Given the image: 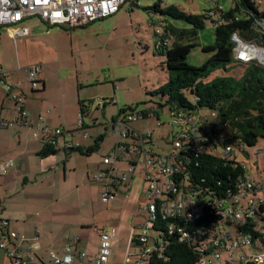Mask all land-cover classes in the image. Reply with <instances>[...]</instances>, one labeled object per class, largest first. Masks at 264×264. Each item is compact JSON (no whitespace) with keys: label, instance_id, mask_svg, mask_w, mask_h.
Here are the masks:
<instances>
[{"label":"rangeland","instance_id":"374dc122","mask_svg":"<svg viewBox=\"0 0 264 264\" xmlns=\"http://www.w3.org/2000/svg\"><path fill=\"white\" fill-rule=\"evenodd\" d=\"M138 1V5H132L126 0L113 15L85 26L46 27L38 17L24 21L32 29H47L50 34L45 36L37 34L38 30H32L29 37L14 40L6 31H1V67L40 65L39 76L45 81L46 96L43 111H51L48 117L50 124L65 132L71 131V135L67 136L72 139L70 141L78 142L84 148L92 145L97 137L102 136V139L98 148L89 155L76 151L55 154V165L43 171L41 158L32 152L34 145L39 143L31 138L26 128L15 125L8 127V130H0V137L8 141V147L3 149L7 153L4 157L14 160L13 171L0 175V213L13 211L26 216L29 224L38 225L41 235L43 231L50 232L60 241L65 240L64 237L78 236L82 249L88 255H94L98 250L99 238L94 227L115 231L111 250L120 255L126 249L125 240L132 223H141L145 219V214L138 211L146 204L142 190H138L145 185L140 166H136L127 177L132 183L131 187L118 191L116 199H111L108 204L100 200V182L93 181L99 170L111 166L103 163V158L112 155L117 144L127 143L131 151L119 150L120 158L118 161L111 158L112 162L116 163L120 172L129 173V161L133 159L131 162L136 163V156L131 152H135L139 144L129 137H119L115 130V121L122 120L118 109L132 106L141 113L155 109L154 103H160L161 99L144 91L154 90L167 80V71L160 63L164 60L163 56L156 54L154 49L157 40L154 29L160 27L159 21L163 17L146 9L156 0ZM254 1L259 10L264 8V0ZM232 3L233 0H162L161 4H175L185 12L200 14L215 6L226 11ZM214 29L215 24L207 20L204 28L197 32L194 39L197 45L190 49L186 58L190 65L200 66L211 55L212 52L203 51L202 46L214 42ZM260 31L264 32V28ZM43 41L53 46L46 48ZM247 41L264 47L255 41ZM259 59L251 58L257 62ZM230 72L239 76L241 69L231 68ZM19 74L23 77L24 85L29 88L26 74L23 71H19ZM222 74L225 72L216 70L208 79ZM103 99L106 102L104 107L98 101ZM79 101H82V107ZM81 108L85 129L78 131L77 118ZM156 110L160 114L162 126L156 124L152 115L140 118L132 125L140 131L152 132V150L166 154L173 150L168 108L165 106ZM201 111L208 112L205 109ZM83 131H86L87 137L83 136ZM222 149V145L218 144V150ZM234 154L238 160L245 162L246 173L255 181L264 178L263 139L253 146L244 147V152L234 146ZM142 156L140 153L139 157ZM87 174L93 180H88ZM132 174L135 175L134 181L130 179ZM260 249L255 244L236 247L229 264H239L242 255L255 254ZM220 256V259L213 255L203 258L205 264H225L229 260L226 252H221ZM0 264H10L1 249Z\"/></svg>","mask_w":264,"mask_h":264},{"label":"built area","instance_id":"2783aa9c","mask_svg":"<svg viewBox=\"0 0 264 264\" xmlns=\"http://www.w3.org/2000/svg\"><path fill=\"white\" fill-rule=\"evenodd\" d=\"M125 1L0 0V32L6 31L13 38L29 36L30 29L23 22L24 19L32 16H37L45 24L55 27L83 26L114 14ZM254 25L256 29L257 27L261 30L264 28V23L257 22ZM231 40L234 43V59L246 62L257 57L260 58L258 60L260 64L264 66V47H258L252 42L243 40L235 33L232 34ZM39 68V64L24 67L33 88L37 87L36 74ZM6 75L5 70L0 68V84L5 92L11 93L12 85L7 82ZM11 97L16 102L18 115L13 120H5L0 117V127L11 126L22 121L31 129L34 137H40L48 142H57L60 136L69 135L68 131L65 132L61 128H52L44 124L42 116H39L37 121H28L27 112L22 107L24 98L17 94H12ZM217 115L216 111L196 116L181 112H169V124L172 127H181L182 130L177 138L183 142L190 141V143L182 145L180 141H175L173 150L166 154L152 153L151 149H146L142 140L144 135L132 128V121L142 118V113L126 118L122 117V120L115 121V130L119 137H133L139 144L135 151L137 154L136 163L130 161L127 171L133 172L136 166H140L146 185L144 192L146 204L138 209L140 213L145 214V219L135 225L130 236L131 251L127 254V260L132 257L135 264H160L158 262L162 258L163 240L156 231L152 230L153 220L156 218L157 201H160L159 212L162 218L183 219L181 223L175 222L169 225V233L175 234L180 241L194 243L199 240L201 246L198 249L208 252L207 255H213L217 259H220L221 252L228 253L229 260H226L225 264H229V261L233 260L232 251L234 248L255 244L256 247L261 248L260 251L255 254L242 255L239 264H264V246H261L257 240H252L249 234L241 233L237 228V223L242 220L245 213L250 214L259 211L260 208L264 209V178L261 181H255L250 174L246 173V164L236 158L234 146L243 152L244 149L236 145L228 135V122L220 121ZM82 121V117L79 115L77 118L79 129H81ZM192 130H196V132L193 133ZM190 132L193 137L189 136ZM143 133L149 136L151 132ZM83 136L87 137L86 131H83ZM218 144L222 145V150H218ZM67 145L72 146V143L68 142ZM119 150L124 151L123 144H117L116 151L103 158V163L111 164V166L99 170L94 176L95 180H105L112 185L125 182L126 171H115L111 159L118 161ZM206 151H212L224 159L234 161V166L242 167L241 178L243 179L239 180L238 193L229 192L225 197H219L215 196L213 191L206 193L193 182L187 168L190 162L189 155L195 158ZM140 153L143 154L142 158L139 157ZM12 163L11 159L1 163V172L5 173L7 167H11ZM113 196L111 191L105 190L101 192L100 199L102 203L107 204ZM212 214L218 216L219 220L203 221L205 216ZM199 217L202 218V224L190 226V222L197 221ZM8 225L7 220H0V227L7 232L9 240V246L6 245V242H0V247L7 248V255L12 264H84V262L105 264L115 235L113 230L101 229L98 250L94 255L80 251L75 257L71 244L66 243L61 254L50 249L47 252L48 260L43 261L22 248V240L15 231L8 228ZM73 240L76 241L77 237ZM199 264H205V259L202 258Z\"/></svg>","mask_w":264,"mask_h":264},{"label":"trees","instance_id":"16d2710c","mask_svg":"<svg viewBox=\"0 0 264 264\" xmlns=\"http://www.w3.org/2000/svg\"><path fill=\"white\" fill-rule=\"evenodd\" d=\"M129 1L132 5L139 3L138 0ZM161 3L162 0H156L146 9L150 13L163 17L159 21L160 27L154 29V36L157 39L154 49L156 54L163 56L164 60L160 63L167 71V80L154 90L144 91L151 96H158L161 102L154 103L155 109L144 111L142 118L152 115L155 121L159 122L156 124L162 126L159 121L160 114L156 108L166 106L168 113L174 111L187 115L206 114L201 111L205 109L208 112L216 111L220 121L228 122V135L242 149L253 146L259 139L264 140V66L255 60L244 62L234 59V43L231 40L232 34L235 33L243 40H252L264 45V32L256 29L254 25L257 22L264 23V8L259 10L254 0H233L232 6L226 11L222 10L220 6H215L214 9L205 13L193 14L181 10L175 4L162 6ZM168 20L179 21V23H171ZM207 20L215 24V39L212 44L203 45L202 50L212 53L200 66L190 65L186 59L187 55L190 49L197 45L194 39L197 32L204 28ZM237 67L241 69L239 76L230 72L231 68ZM216 70H222L225 74L208 79L210 74ZM36 82L37 87H31L32 91H43L45 89L44 82L42 80H36ZM111 101H113L112 98ZM101 102L104 107L105 100L103 99ZM79 104L80 107L83 106L82 101H79ZM140 113L132 106L118 109V115L125 118ZM80 115L83 120L82 108ZM82 122L81 129L77 127L78 131L85 129L84 121ZM132 122L134 123V121ZM132 124L134 130L142 132L144 135L142 140L145 148L152 150V132L146 136V133L135 128ZM168 127L171 132L170 143L173 146L175 141H180L182 145L190 143V141L183 142L177 138L181 134V127H172L169 120ZM192 132L195 133L196 130H192ZM192 132L189 133L190 137H193ZM68 133L71 134V131ZM129 138L135 140L133 137ZM101 139L102 136L97 137L92 145L84 148L69 140H64L60 144L58 140L57 142H48L40 138L42 147L37 155L43 158L59 151L62 153L76 151L89 155L98 148ZM68 142L72 143V146H68ZM123 146L125 152L131 151L129 144L124 143ZM151 152L155 153L153 150ZM131 153L137 157L134 151ZM189 156L190 162L187 168L193 182L206 193L213 191L215 196L225 197L229 192L232 194L239 192L238 183L243 179L241 178L243 169L240 165L234 166V161L224 159L212 151L203 152L195 158ZM157 203L156 218L153 220L152 230L156 231L163 240L162 258L158 263L199 264L208 252L198 249L201 246L199 240L194 243L180 241L175 234H170L169 225L175 222L181 223L183 219L162 218L159 212L160 201ZM200 218L190 222V226L201 225L202 218ZM205 220L207 222L219 219L218 216L212 214L205 216L203 221ZM7 221L9 222L8 219ZM237 228L241 233L249 234L252 240H257L261 246H264V209L260 208L259 211L250 214L245 213L242 220L237 223ZM0 229L2 231L0 242H6V245L9 246L7 232L1 227ZM0 248L7 255V248Z\"/></svg>","mask_w":264,"mask_h":264},{"label":"crops","instance_id":"0c3cea01","mask_svg":"<svg viewBox=\"0 0 264 264\" xmlns=\"http://www.w3.org/2000/svg\"><path fill=\"white\" fill-rule=\"evenodd\" d=\"M32 17H37V16H32ZM29 18H31V17H29ZM26 19H28V18H26ZM26 19H24V21ZM38 20L43 25H45L46 27H52L50 25L45 24L43 21H41L40 18ZM23 23H24V25H26L25 22H23ZM26 26H28V25H26ZM29 29H30L29 36L31 35L32 30H35V31L38 30L37 34H39V35L45 36V35L50 34L49 31L47 29H44V28H33L32 29L29 27ZM48 29H50V28H48ZM58 29H61V28H56V30H58ZM1 35H2V33L0 32V37H1ZM29 36H26V37H29ZM17 38H22V37H17ZM17 38H13V39L15 40ZM48 41H50V40H48ZM42 44H44V46L46 48H50L53 46L51 43H49L47 41H43ZM6 67L7 68L0 66V68L5 70V72L7 74L6 80L8 83H10L12 85V89H11V93H7L4 91L3 87L0 84V117L5 119V120H13L18 115L16 102L11 97L12 94H17V95H21L24 98V102L22 104V107L27 112L26 118L28 121H37L38 117L42 116L44 124H46L52 128H59L57 126H53L50 124V119L48 117H49L51 111L49 109L43 111V102H44V99L46 98V96L44 95L45 89L43 91H40V92H37V91L33 92L32 91V89H31L32 86L29 83V79H28L27 73L24 70V67L17 66L15 68H12L11 66H8V65H6ZM19 71H23L26 74V80L28 82L29 88H27V86L24 85L23 77L19 74ZM39 72H40V68L36 74V79L42 80L44 82V86H45V81L39 76ZM15 125H19L20 127L24 128V129L26 128V130L30 133L31 138L36 140L39 143L36 146L34 145L33 150H32V152L34 154H36V156H38L37 153L40 151V149L42 147V143L40 142V138H36L33 135H31V132H30L31 129L28 128L26 125H24V123L22 121H19L16 124L11 125V126L0 127V130H8V127H12ZM69 135H71V134H69ZM67 136L68 135L60 136L58 138L59 143L62 144L64 140H69V141L72 140V139H69ZM76 143H78V142H76ZM7 147H8V141L4 140L0 137V166H1V163H3L4 161H6L8 159H11L13 161V166L7 167L5 173L1 172V170H0L1 176L7 174L10 170L13 171V168H14L13 158L4 157L5 155H7V153L3 152V149L7 148ZM57 153H60V151ZM65 154H66V152H65ZM54 155L55 154L47 156V157H43V158L40 157L42 160L41 165L43 166V169H42L43 171H46L47 169L49 170L52 166L55 165V160L53 159ZM114 170L119 171L116 168V163L114 164ZM133 172L127 173L125 182L123 184H117V185H112L108 181H105V180H95V179L93 180L92 177H89V174H87V179L88 180L91 179L93 181H99L100 182V185L98 188V190H99L98 192H99L100 196H101V192H103L105 190L111 191L114 194V196L112 198V201H113L118 196V194H119L118 191L126 190L127 186L129 188L131 187L132 183H129L130 180H128L127 177L130 173H133ZM134 176L135 175L132 174V176L130 177V179L132 181H134L133 180ZM145 186L146 185H144L143 189H138V190H142L141 194H143V197H144V192H145ZM2 219H6V220L8 219L9 220L8 227L10 230H13L18 234V237L22 240V242H21L22 248L26 249L27 252L36 255L37 257H39L43 261L48 260V257H47L48 250L53 249L56 252H58L59 254H61L63 247L66 245V243L71 244V247L73 249L75 257H76L78 252H80V251L85 252L81 246V242H80L81 238L78 236H74L71 238H65L64 237L65 240L60 241L55 236H53L50 232L45 233L43 231V233L41 235L40 229L37 227L38 225L29 224L28 220H26V216L16 214L13 211H3L2 213H0V220H2ZM132 224H133L132 227L129 228V232H128L129 235L127 236V238L125 240V245H126V249L124 248L125 251L123 250L122 254H120V255L116 254L115 252L112 253L111 248H112V245L114 244V239L116 237V233H115V235L112 239V242H111L110 254H109L108 259H107L105 264H135L134 259L132 257H130V259L127 260V254L131 251L130 236H131L132 232L134 231L135 225H137L138 223L136 221H134V223H132ZM101 229H103V228H97V227L95 228L94 227V230L98 233V238H99V231ZM1 232L2 231L0 229V235H1ZM41 232H42V230H41ZM46 234H49V235L47 237H45ZM75 237H77L76 241L73 240ZM0 238H1V236H0ZM2 251L4 252L5 257L8 259L10 264H12L9 257L6 255L5 251L4 250H2ZM84 264H91V263L84 262Z\"/></svg>","mask_w":264,"mask_h":264},{"label":"water","instance_id":"95a60500","mask_svg":"<svg viewBox=\"0 0 264 264\" xmlns=\"http://www.w3.org/2000/svg\"><path fill=\"white\" fill-rule=\"evenodd\" d=\"M258 30H261V28L257 27Z\"/></svg>","mask_w":264,"mask_h":264},{"label":"bare ground","instance_id":"6f19581e","mask_svg":"<svg viewBox=\"0 0 264 264\" xmlns=\"http://www.w3.org/2000/svg\"><path fill=\"white\" fill-rule=\"evenodd\" d=\"M258 54V53H257Z\"/></svg>","mask_w":264,"mask_h":264}]
</instances>
